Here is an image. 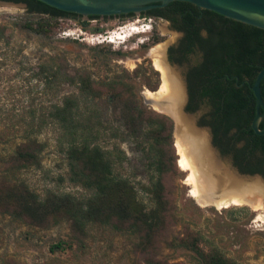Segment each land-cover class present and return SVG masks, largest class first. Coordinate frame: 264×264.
Wrapping results in <instances>:
<instances>
[{
	"label": "rangeland",
	"instance_id": "1",
	"mask_svg": "<svg viewBox=\"0 0 264 264\" xmlns=\"http://www.w3.org/2000/svg\"><path fill=\"white\" fill-rule=\"evenodd\" d=\"M1 2L0 182L24 183L41 199L48 194L69 195L82 202L91 195V191L70 181L67 165L68 146L73 139L80 142L82 137L74 127H63L53 115L56 108L73 100L77 105L75 126L82 127L83 120L90 118L89 141L104 150L113 174L128 180L137 199L151 208L145 189L151 172L137 143L141 133L136 137L128 129L122 103L110 98L103 85L123 80L144 107L169 117L145 103L143 93L153 91L155 86L158 89L161 83L152 65L151 49L164 44L166 61L168 49L178 45L179 34L168 22L153 18L151 31L126 40L121 36L124 41L116 44H91L86 38L123 33L134 28L131 23L142 16L94 20L80 16L81 21L88 22L86 29L77 21L59 19L51 33L37 34L24 27L38 20L25 5ZM153 36H159L160 41L154 43ZM195 56L190 55L188 63ZM167 65L183 84V68ZM83 75L94 80L101 97L89 100L83 96L79 90ZM184 91L186 95L185 87ZM208 111L206 103H202L194 113L198 119ZM171 121L176 162L175 169L163 178L170 214L148 250L138 248L140 236L126 226L89 223L79 233L66 216L34 226L0 211V264H201L195 253L184 247L194 237L199 238L197 244L204 253L217 248L237 264H264V225L255 221L259 212L247 206L202 208L189 197V187L184 184L187 174L177 165L175 126ZM26 143H31L37 152L38 164L15 168L12 158L16 149ZM220 162L228 166L231 159L226 157Z\"/></svg>",
	"mask_w": 264,
	"mask_h": 264
},
{
	"label": "trees",
	"instance_id": "2",
	"mask_svg": "<svg viewBox=\"0 0 264 264\" xmlns=\"http://www.w3.org/2000/svg\"><path fill=\"white\" fill-rule=\"evenodd\" d=\"M0 1L25 5L28 13L36 15L38 20L26 23L24 27L37 34L51 33L59 19H71L84 29L88 27V22L81 21L77 14L58 10L38 0ZM141 16L162 18L170 23L171 29L183 32L179 44L168 49L167 57L171 63H176L173 51L181 53L185 60L190 55H201V63L190 69L191 77L188 78L189 99L200 102L194 107L187 104L185 111L194 113L202 103L210 105V111L204 116L210 120L203 118L199 125L211 127L213 146L224 157L232 155L233 166L242 174H259L264 179V134L257 135L251 128L255 115L252 86L264 67V30L180 1L170 2L162 9L149 10ZM132 17L134 15L129 14L120 18ZM98 18L89 16L87 19ZM159 41V36H153L154 43ZM79 83V90L87 99L102 96L89 75L81 76ZM103 87L110 93V98L122 103L128 129L136 137L141 133L137 143L151 172L145 189L152 207L147 209L137 199L128 180L113 174L112 163L104 150L89 141L92 136V126L88 125L90 118L86 117L82 127L77 128V105L73 100H67L63 107L55 109L53 115L63 127H74L82 137L80 142L73 139L68 146L67 165L70 181L91 191V195L82 202L69 195L48 194L41 199L24 183L4 181L0 182V211L34 226H44L51 219L66 216L79 233H83L89 223L126 226L140 236L138 248L146 251L170 214L163 178L175 169L173 124L169 117L144 107L123 80L115 79ZM260 89L264 102V79ZM263 124L264 119L259 129ZM37 164V152L31 143L16 149L12 158L15 168ZM198 241L199 238L194 237L187 240L184 247L194 252L201 264H237L217 248L204 253Z\"/></svg>",
	"mask_w": 264,
	"mask_h": 264
},
{
	"label": "bare ground",
	"instance_id": "3",
	"mask_svg": "<svg viewBox=\"0 0 264 264\" xmlns=\"http://www.w3.org/2000/svg\"><path fill=\"white\" fill-rule=\"evenodd\" d=\"M136 24L139 25L138 21L133 24L134 28H125L120 36L113 37L107 43L116 44L122 40L121 36L126 40L149 31V28L137 29L141 27H135ZM164 55V44L151 49L152 65L159 72L161 83L156 91L146 90L143 95L146 103L155 111L170 116L174 121L177 165L187 174L184 184L189 187V197L202 208L213 206L221 210L247 206L259 212L255 221L264 225V184L256 178L239 177L220 162L210 146L208 134L196 128L194 121L183 113L184 86L167 65Z\"/></svg>",
	"mask_w": 264,
	"mask_h": 264
},
{
	"label": "water",
	"instance_id": "4",
	"mask_svg": "<svg viewBox=\"0 0 264 264\" xmlns=\"http://www.w3.org/2000/svg\"><path fill=\"white\" fill-rule=\"evenodd\" d=\"M53 8L61 11L77 14L78 16L88 18L89 16L98 17H116L128 14L141 15L142 12L156 8L164 7L173 1L188 2L198 8L215 12L226 18L250 25L264 30V0H38ZM3 4H12L10 2H1ZM264 79V67L258 72L252 91L255 97V115L251 122V128L257 135L264 134L263 128L259 129V124L264 119V102L261 97L260 83ZM157 90V89H156ZM155 90V91H156ZM154 92V91H152ZM187 99V96L185 95ZM185 99V103H186ZM145 101V100H144ZM146 103V101H145ZM183 103L182 111L189 117L193 118L194 125L200 130H204L209 137V143L216 156L223 160L226 157L213 146L211 141V133L208 127L198 124L196 113H188L185 111ZM262 110V111H261ZM170 117V116H169ZM171 118V117H170ZM172 119V118H171ZM228 167L239 177L256 178L264 184V179L259 174H242L233 166L232 162Z\"/></svg>",
	"mask_w": 264,
	"mask_h": 264
},
{
	"label": "flooded vegetation",
	"instance_id": "5",
	"mask_svg": "<svg viewBox=\"0 0 264 264\" xmlns=\"http://www.w3.org/2000/svg\"><path fill=\"white\" fill-rule=\"evenodd\" d=\"M163 7H156V8H153V9H162ZM150 10H152V9H150ZM149 10H147V11H145V12H142L141 14H146L147 12H148ZM129 15V14H128ZM122 16V15H121ZM121 16H116V18H118V19H121L120 17ZM100 18V17H99ZM157 22H160V21H166V20H164V19H162V18H154ZM166 22H168V21H166ZM169 23V22H168ZM169 25H170V23H169ZM177 34H179V38H178V42H177V44H179V41L181 40V38L183 37V32H181V31H176V30H174ZM176 47V46H175ZM173 58H174V60H176V63H171L169 60H168V57H167V62L166 63H168L169 65H176L177 67H180V68H183V80H184V87H185V90H186V96H187V99H186V105L187 104H189L191 107H194V106H196L199 102H200V100H198V99H192V100H190L189 99V96H188V90H189V83H188V78H190L191 77V75L189 74V71H190V69L191 68H193V67H195V66H197L198 64H200L201 63V61H202V58H201V55H196L195 57H194V60H193V62H189L188 63V61L186 60L185 61V59H184V57H183V55L181 54V53H179L178 51H173ZM191 90V89H190ZM185 105V106H186ZM206 105L208 106V108H209V111H210V109H211V107H210V105H208L207 103H206ZM208 111V112H209ZM203 118H206V120H210V117H208V116H206V117H204V116H202V118L201 117H199L198 118V124H200V122H202L203 121ZM209 128V130H210V133H211V141H212V144H213V132H212V129H211V127L209 126L208 127ZM232 156V155H231ZM231 156H228L230 159H231V162H232V157Z\"/></svg>",
	"mask_w": 264,
	"mask_h": 264
},
{
	"label": "built area",
	"instance_id": "6",
	"mask_svg": "<svg viewBox=\"0 0 264 264\" xmlns=\"http://www.w3.org/2000/svg\"><path fill=\"white\" fill-rule=\"evenodd\" d=\"M138 21L139 25L135 26V27H145V28H149V31L152 30V26H153V18H146V17H142V18H137L135 19L131 25H133L134 23H136ZM115 36H120L119 33H115L112 32L110 35L105 36V38H100L101 36H90V38H86V40H88V42H90L91 44H99L102 43L103 40L105 42H108V40L113 39V37ZM122 41V40H121Z\"/></svg>",
	"mask_w": 264,
	"mask_h": 264
}]
</instances>
